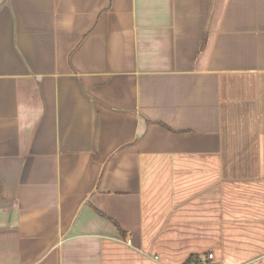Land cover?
Here are the masks:
<instances>
[{
	"label": "crops",
	"instance_id": "crops-1",
	"mask_svg": "<svg viewBox=\"0 0 264 264\" xmlns=\"http://www.w3.org/2000/svg\"><path fill=\"white\" fill-rule=\"evenodd\" d=\"M264 264V0H0V264Z\"/></svg>",
	"mask_w": 264,
	"mask_h": 264
},
{
	"label": "built area",
	"instance_id": "built-area-1",
	"mask_svg": "<svg viewBox=\"0 0 264 264\" xmlns=\"http://www.w3.org/2000/svg\"><path fill=\"white\" fill-rule=\"evenodd\" d=\"M186 264H221V263L217 262V261H210L207 263V262H204V261L199 260V259H191Z\"/></svg>",
	"mask_w": 264,
	"mask_h": 264
},
{
	"label": "trees",
	"instance_id": "trees-1",
	"mask_svg": "<svg viewBox=\"0 0 264 264\" xmlns=\"http://www.w3.org/2000/svg\"><path fill=\"white\" fill-rule=\"evenodd\" d=\"M191 259H194V258H191Z\"/></svg>",
	"mask_w": 264,
	"mask_h": 264
}]
</instances>
